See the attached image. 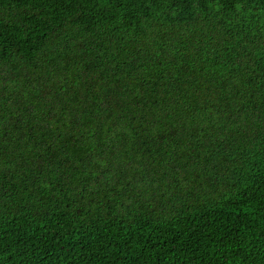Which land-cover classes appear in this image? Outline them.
<instances>
[{"label":"trees","instance_id":"obj_1","mask_svg":"<svg viewBox=\"0 0 264 264\" xmlns=\"http://www.w3.org/2000/svg\"><path fill=\"white\" fill-rule=\"evenodd\" d=\"M0 264H264V0H0Z\"/></svg>","mask_w":264,"mask_h":264}]
</instances>
